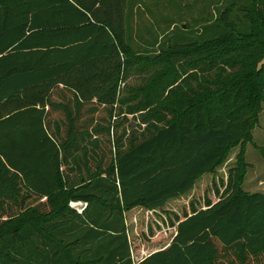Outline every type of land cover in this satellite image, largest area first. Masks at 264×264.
<instances>
[{
	"label": "trees",
	"instance_id": "16d2710c",
	"mask_svg": "<svg viewBox=\"0 0 264 264\" xmlns=\"http://www.w3.org/2000/svg\"><path fill=\"white\" fill-rule=\"evenodd\" d=\"M129 2L0 0V264H264V191L242 187L241 148L221 188L131 234L137 213L168 214L253 141L264 0H226L146 62ZM165 60L200 69L149 92Z\"/></svg>",
	"mask_w": 264,
	"mask_h": 264
},
{
	"label": "rangeland",
	"instance_id": "374dc122",
	"mask_svg": "<svg viewBox=\"0 0 264 264\" xmlns=\"http://www.w3.org/2000/svg\"><path fill=\"white\" fill-rule=\"evenodd\" d=\"M226 4V0H157L143 1L130 0L128 5V36L129 41L141 62H146L148 57L160 54L164 42L171 43L180 29L188 36L200 33L203 25L211 23L219 14V10ZM165 69L157 77L156 82L149 92L163 93L161 86L166 87L168 93L172 89L176 91L181 81L190 74L200 69V66L190 67L186 71H176L171 68L167 60ZM202 67V66H201ZM166 93V94H167ZM164 94V97L167 95ZM242 149L245 160L244 178L241 185L244 190L256 193L264 191V103L263 111L260 114L259 123L253 130V141L242 142L240 147L234 149L229 160L224 166L218 169L214 175L204 176L196 185L190 196L171 201L165 214L164 211L137 213L138 220L134 222L131 234H140L138 226L143 224L145 229L157 224L155 220L161 221L163 216H174L187 210L190 200L202 202L206 194L213 192L215 184L221 188V183L226 181L229 169L234 165L235 158ZM80 206V205H79ZM165 220V219H164ZM162 222V221H161ZM154 225V226H155ZM143 229V227H142Z\"/></svg>",
	"mask_w": 264,
	"mask_h": 264
},
{
	"label": "crops",
	"instance_id": "0c3cea01",
	"mask_svg": "<svg viewBox=\"0 0 264 264\" xmlns=\"http://www.w3.org/2000/svg\"><path fill=\"white\" fill-rule=\"evenodd\" d=\"M165 233V234H164ZM175 234V229H171V231L166 233V232H160L156 237H160L163 236L164 238L162 239L161 243H158L156 245H152V246H148V247H144V246H140V248L138 249V254L137 256H135L136 260H141L144 259L145 257L149 256L150 254L156 252V251H160L163 249H166L170 246V242H171V238L172 236Z\"/></svg>",
	"mask_w": 264,
	"mask_h": 264
},
{
	"label": "built area",
	"instance_id": "2783aa9c",
	"mask_svg": "<svg viewBox=\"0 0 264 264\" xmlns=\"http://www.w3.org/2000/svg\"><path fill=\"white\" fill-rule=\"evenodd\" d=\"M72 205L79 207V205L82 206V203L81 202H79V203H72Z\"/></svg>",
	"mask_w": 264,
	"mask_h": 264
}]
</instances>
